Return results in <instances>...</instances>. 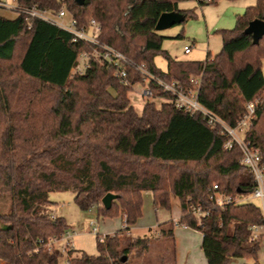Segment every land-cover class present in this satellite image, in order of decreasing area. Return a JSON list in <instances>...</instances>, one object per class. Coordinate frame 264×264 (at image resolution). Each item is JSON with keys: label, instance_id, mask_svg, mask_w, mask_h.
I'll list each match as a JSON object with an SVG mask.
<instances>
[{"label": "trees", "instance_id": "obj_1", "mask_svg": "<svg viewBox=\"0 0 264 264\" xmlns=\"http://www.w3.org/2000/svg\"><path fill=\"white\" fill-rule=\"evenodd\" d=\"M183 1L189 0L15 4L52 12L63 6L79 28L90 19L98 22L102 43L146 64L164 82L187 87L192 76H199L200 104L233 125L244 113L243 105L264 90V37L253 43L245 32L254 19L264 22V0H254L236 15L233 28L215 31L221 37L218 54L192 62L171 59L162 49L164 36L155 31L164 12L179 11L187 20V11L177 6ZM87 49L50 23L21 14L0 17V197L10 198L8 211L0 213V261L59 264V251L48 252L38 241L46 243L70 230L64 217L52 216L55 202L49 194L71 192L80 211L94 208L98 218L121 214L125 227L97 240L95 256L80 253L68 258V264H129L127 256L134 249L144 252L149 246L147 238L123 235L141 216L142 196L149 192L155 209H169L171 196L178 200V223L201 234L207 264L232 259L258 264L262 238L254 239L250 227L262 223L259 207L246 202L219 210L208 200L213 184L237 197L252 192L253 176L241 164L240 150H225L215 130L198 115L177 111L171 102L156 108L147 101L138 115L127 98L129 88L98 63L90 62L82 76L71 75L79 53ZM160 55L165 71L154 64ZM138 79L130 76L131 83ZM149 89L153 98L169 99L153 83ZM255 112L244 139L259 148L264 163V99ZM107 193L117 196L109 208L101 203ZM187 204L208 210L202 227L187 213ZM173 227L166 223L159 234L172 241Z\"/></svg>", "mask_w": 264, "mask_h": 264}, {"label": "rangeland", "instance_id": "obj_2", "mask_svg": "<svg viewBox=\"0 0 264 264\" xmlns=\"http://www.w3.org/2000/svg\"><path fill=\"white\" fill-rule=\"evenodd\" d=\"M1 1L7 5V8H1L0 15L3 14L8 18L17 17L14 11L15 1ZM180 4L181 8L188 13L187 20L184 23L161 30L157 34L158 36H164L162 49L167 51L171 59L192 62L202 61L208 55L213 57L218 54L221 51V37L215 31L233 28L235 24L234 15L241 14L244 11V7L252 6L254 0H240L236 4L222 0L216 2V4H207L205 6L199 5L195 0H189L180 2ZM62 8L64 7L62 6ZM203 16L208 20V23H205ZM222 19H227V22L222 21ZM212 27H215V29ZM178 34L183 35V37H177ZM184 46L189 47L192 52L191 55L184 54ZM154 64L160 70L166 68V60L162 55L155 57ZM261 64L264 73V58ZM134 84V87L129 88L127 98L130 100L137 114L141 113L147 101L154 102L156 108H159L163 101L170 102V99L162 95L161 97L153 98L151 94V97L146 96L145 98L142 92L146 88V83L143 84L138 79V82ZM256 99L260 102L261 99H264V96L261 93ZM49 197L51 201L55 202L54 207L51 208L52 216L64 217L68 226L72 227L69 233L72 235V241L75 243L77 252H79L77 253L75 250L71 251L67 257L66 255H61L59 257V264H67L68 258L77 257L80 253L95 256L97 254V240L102 241L105 236H113L125 227L124 218L121 214L113 217L98 218L94 208L86 212L80 211L74 204V196L71 192H53L49 194ZM251 202L257 205L256 201ZM9 206L10 198L0 197V213H6ZM141 210V216L132 225L131 235L129 232H124L123 235L125 238L134 240L136 237H143L148 233L150 228H155L158 224H163L165 221L171 220L178 225H175L174 233L175 264H207L205 255H203L200 248V233L192 229H184L178 223L181 209L176 198L170 197L169 209H155L152 204V194L149 192L143 193ZM90 222L95 223V225H90ZM93 226L97 227L96 234L92 233ZM155 236L157 235L152 232L146 251L142 252L134 249L127 256L129 258V264H165L163 262L165 260L164 258L167 256L168 260L170 259V256H165L164 251H162V247L168 246V242L162 240L157 241L158 239L153 240ZM56 246H59V244ZM263 246V244L260 245V254L264 252ZM0 264L4 263L0 261ZM229 264H245V261L242 259H232Z\"/></svg>", "mask_w": 264, "mask_h": 264}, {"label": "built area", "instance_id": "obj_3", "mask_svg": "<svg viewBox=\"0 0 264 264\" xmlns=\"http://www.w3.org/2000/svg\"><path fill=\"white\" fill-rule=\"evenodd\" d=\"M197 3L206 4L212 0H195ZM6 9L7 5L0 2V9ZM14 11L18 15H24L27 18H35L45 23L57 27L63 32H67L71 38L72 43H84L88 49L81 51L76 59V65L71 69L73 76L82 74L87 70L90 62L98 63L105 69L111 70L114 77L123 86L130 88L135 84L130 82V76H137L141 83H146V88L142 95L151 97L149 84L153 83L158 87L163 94L168 95L170 102L173 103L175 109L189 114L190 116L198 115L208 129L215 130L224 141V149L232 150L237 147L241 152V164H243L253 176V189L252 192L243 197H237L232 194L222 192L216 184H213L210 189L208 200L212 206L219 210H224L227 206L243 204L246 202L256 201L257 206L261 212V224L252 225L250 227L251 235L254 239L262 238L261 244L264 243V163L260 156L259 148L255 147L249 141L244 139L245 133L249 130L250 123L255 115V110L258 100L247 102L243 105V114L233 124L230 125L219 117L216 113L206 109L202 106L197 98V91L200 86V77L192 76L189 79L187 87L181 86L174 81L164 82L154 76L146 64H136L130 59L128 60L122 53L114 48L101 42L98 37L100 32V25L98 22L90 19L88 23L81 28L78 23L68 13L66 8H61L57 12L43 11L37 8H19L15 4ZM183 51L188 54L189 47H184ZM264 96V90L262 91ZM187 213L192 216L199 227H202L201 219L208 217L209 212L200 205L187 204ZM176 225L175 223H173ZM90 225L95 223L90 222ZM184 228H188L184 224H180ZM178 226V225H176ZM65 232L59 238H50L43 243L42 240L38 244L45 245L48 252L57 249L61 255H67L74 251L75 243L72 241V235ZM92 233H97V227L93 226ZM101 241V240H99ZM59 244V246H56ZM68 264V261H67Z\"/></svg>", "mask_w": 264, "mask_h": 264}, {"label": "water", "instance_id": "obj_4", "mask_svg": "<svg viewBox=\"0 0 264 264\" xmlns=\"http://www.w3.org/2000/svg\"><path fill=\"white\" fill-rule=\"evenodd\" d=\"M82 0H76L80 4ZM185 21L184 16L181 12H164L159 15L158 21L155 25V31L160 32L175 26L176 24H181ZM246 33L250 34L253 40V43L258 42L262 37H264V22L259 19H254V21L248 24V27L245 30ZM117 199L116 195L111 193L105 194L102 198L101 203L103 207L109 208L111 203Z\"/></svg>", "mask_w": 264, "mask_h": 264}, {"label": "crops", "instance_id": "obj_5", "mask_svg": "<svg viewBox=\"0 0 264 264\" xmlns=\"http://www.w3.org/2000/svg\"><path fill=\"white\" fill-rule=\"evenodd\" d=\"M15 1V0H14ZM238 1H240V0H238ZM238 1H236V2H230L231 4L233 3V4H236V3H238ZM254 3H255V1H254ZM178 5V10H180V11H184L182 8H181V4H180V2H178L177 3ZM243 5V4H242ZM253 6V5H252ZM239 7H241V6H239ZM248 7V6H247ZM225 8V7H224ZM231 8V7H230ZM245 8L246 7H244V9L243 10H245ZM203 15H204V13H203ZM236 15H238V14H235L234 15V19H235V16ZM5 17V18H7V19H14V18H8L7 16H5V15H3V14H1L0 15V17ZM203 19H204V21H205V23H208V20L205 18V16H203ZM224 19H222V21H223ZM221 21V22H222ZM227 22V19L226 20H224V22ZM229 22V21H228ZM213 29H215V27H212ZM178 36V35H177ZM170 38V37H169ZM184 47H187V46H184ZM184 47H183V49H184ZM189 51H190V49H189ZM184 54L185 55H191L192 54V52L190 51L188 54H186L185 52H184ZM207 58V57H206ZM205 58V59H206ZM204 59V60H205ZM179 61V60H178ZM203 61V60H202ZM165 67H166V65H165ZM167 69V67L166 68H163V71H165ZM262 74H263V77H264V73H263V71H262ZM165 102H167V101H165ZM162 103H164V101L162 102ZM142 111V110H141ZM139 115V114H138ZM180 216H181V212H180ZM180 216H179V219H180ZM179 221V220H178ZM172 223V225H174L173 223V221H165V223H163V224H158L155 228H150L149 229V231H148V233L146 234V235H144L143 237H140V238H147V239H150L151 238V234H152V232H154V234L155 235H157V236H155V238H153V240H156V239H158L157 241H166V242H168L167 244H168V246H166V247H162L163 249H162V251H164V254H165V256L166 255H168V256H170V259L168 260V258H167V256L164 258L165 260L163 261L165 264H175V256H174V254H175V240H174V233H175V225H174V227H173V231H172V241L169 239V238H162L161 237V234H159L160 233V231L163 229V228H165V224L167 223ZM132 228V227H131ZM131 228H130V230L128 231L129 232V234L131 235ZM70 229H72V227H70ZM123 229V228H122ZM184 229H189V228H184ZM70 231V230H69ZM200 240H201V234H200ZM201 244H202V240H201ZM263 245H264V243H262ZM200 248H201V245H200ZM263 248H264V246H263ZM167 249V250H166ZM201 251H202V249H201ZM75 252H77V248L75 249ZM77 253H79V252H77ZM203 253V252H202ZM206 259V258H205ZM207 263V262H206ZM258 263L259 264H264V252H262L261 254H260V251L258 252Z\"/></svg>", "mask_w": 264, "mask_h": 264}]
</instances>
